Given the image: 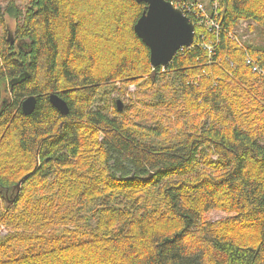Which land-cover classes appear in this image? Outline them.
<instances>
[{"label":"trees","instance_id":"1","mask_svg":"<svg viewBox=\"0 0 264 264\" xmlns=\"http://www.w3.org/2000/svg\"><path fill=\"white\" fill-rule=\"evenodd\" d=\"M171 1L155 67L145 2L0 0V264H264V0Z\"/></svg>","mask_w":264,"mask_h":264},{"label":"water","instance_id":"2","mask_svg":"<svg viewBox=\"0 0 264 264\" xmlns=\"http://www.w3.org/2000/svg\"><path fill=\"white\" fill-rule=\"evenodd\" d=\"M145 2L146 9L137 20L134 30L143 42L150 48V60L153 66L168 65L177 52L191 46L195 37V26L183 10L169 0H136ZM151 19L154 22L151 36H146L143 26ZM49 100L61 113L69 112L68 103L55 93L50 94ZM37 105V98L29 96L22 102L25 114H31ZM119 109L123 104L117 101Z\"/></svg>","mask_w":264,"mask_h":264},{"label":"rangeland","instance_id":"3","mask_svg":"<svg viewBox=\"0 0 264 264\" xmlns=\"http://www.w3.org/2000/svg\"><path fill=\"white\" fill-rule=\"evenodd\" d=\"M21 2L24 0H20ZM171 1V0H170ZM184 12V11H183ZM185 14V13H184ZM186 15V14H185ZM192 22V21H191ZM249 23L247 22H242L236 29H237V36L238 39L241 43L243 44H256V45H264V26H257L255 25V29L251 30L249 29L248 26ZM11 22V26H12ZM236 32V30H235ZM12 31H11V36H12ZM10 36V35H9ZM135 87L132 86L129 88L130 91H134ZM125 101L126 105H129L131 103V100L129 97H126L122 99ZM207 219L210 220H219L222 218L228 217V213L222 212V211H212L206 215ZM1 232H5L4 229H1Z\"/></svg>","mask_w":264,"mask_h":264},{"label":"snow or ice","instance_id":"4","mask_svg":"<svg viewBox=\"0 0 264 264\" xmlns=\"http://www.w3.org/2000/svg\"><path fill=\"white\" fill-rule=\"evenodd\" d=\"M153 26H154V22L151 19L146 21L145 25L143 26V30H144L146 36H149V37L151 36Z\"/></svg>","mask_w":264,"mask_h":264},{"label":"built area","instance_id":"5","mask_svg":"<svg viewBox=\"0 0 264 264\" xmlns=\"http://www.w3.org/2000/svg\"><path fill=\"white\" fill-rule=\"evenodd\" d=\"M171 2L174 4L173 1H171ZM174 5H175V4H174ZM175 6H177V5H175ZM177 7H178V6H177ZM182 7H183V8H186V5L183 4ZM199 7L205 10L203 4H199ZM205 16H206V17L208 16V15H207V12L205 13ZM211 21H212V20H211ZM211 21H210V22H211ZM236 34H237V33L235 32V33H234V37H235V38H238V36H237ZM247 62H248L249 64H252V63H253V61H252L250 58H248ZM253 65H255V64H253ZM253 70L256 71V70H262V69H261L260 67H258L257 65H255V66L253 67Z\"/></svg>","mask_w":264,"mask_h":264}]
</instances>
